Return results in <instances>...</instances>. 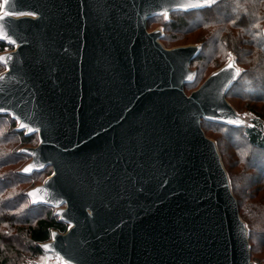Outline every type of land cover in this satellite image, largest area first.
I'll return each mask as SVG.
<instances>
[{"label": "water", "instance_id": "1", "mask_svg": "<svg viewBox=\"0 0 264 264\" xmlns=\"http://www.w3.org/2000/svg\"><path fill=\"white\" fill-rule=\"evenodd\" d=\"M198 2L1 0L0 114L38 138L19 150L30 158L20 174L52 171L25 196L67 226L42 253L67 264H255L201 127L245 125L226 100L241 68L228 60L186 94L200 45L166 49L161 28L147 32L154 16L209 8L188 7Z\"/></svg>", "mask_w": 264, "mask_h": 264}, {"label": "trees", "instance_id": "2", "mask_svg": "<svg viewBox=\"0 0 264 264\" xmlns=\"http://www.w3.org/2000/svg\"><path fill=\"white\" fill-rule=\"evenodd\" d=\"M156 17L163 19L162 16L152 17L147 28ZM263 26L264 0H217L210 8L172 12L169 20L162 24L160 39L162 44L171 40L167 31L177 33L179 39L198 33L191 42L201 47L190 65L197 77L193 87L211 64L216 67L214 70L222 67L220 60L228 52L241 67V76L227 92L226 100L229 102L232 98L235 103L231 105L237 112L248 109L257 119L251 121L250 127L234 128L207 121H202L201 127L211 140L212 134L221 137L216 140L217 148L224 144L223 140L232 148L231 167L222 161L221 148L219 154L230 178L240 219L247 225L250 257L255 264H264V200L263 197L258 199L259 193L264 191V161L257 155L260 153L264 158ZM8 50V46L0 42V53ZM3 69L0 65V70ZM189 87L191 85L187 84L184 89ZM235 90L239 91L234 93ZM240 103L244 106H239ZM16 126L11 116L0 114V264H19L24 251L32 256H43L39 246L50 240L53 231L64 233L67 229L50 207L31 205L25 196L27 190L41 185V177L51 174V168L26 176L20 174L30 158L19 150L35 147L38 138L36 134L17 131ZM248 179L256 185L253 190L248 182L243 184Z\"/></svg>", "mask_w": 264, "mask_h": 264}, {"label": "rangeland", "instance_id": "3", "mask_svg": "<svg viewBox=\"0 0 264 264\" xmlns=\"http://www.w3.org/2000/svg\"><path fill=\"white\" fill-rule=\"evenodd\" d=\"M0 7H1V1H0ZM235 7L236 8H238V5L236 4L235 5ZM244 8H247V7H244ZM0 11H1V9H0ZM156 20L154 21V23H153V25H150L148 28H147V32H152L154 29H157V28H161L162 30H163V28H162V24H163V22H164V20L161 18V17H156L155 18ZM164 33H166V32H164ZM166 34H168V37L171 39V40H168L165 44H162L163 45V47L164 48H166V49H171V48H177V47H182V46H185V45H196L195 43L193 44V43H191L194 39H196L194 36L196 35V34H198V33H196V34H194V35H192V36H190V35H187L186 37H184V38H182V39H179V36H178V34L177 33H173V32H170V31H167V33ZM176 38V39H175ZM230 54V55H229ZM231 59H234V56H233V54L232 53H230V52H228L226 55H225V57H223L222 58V60H220V61H223V65L224 64H226V62L228 61V60H231ZM238 65V64H237ZM238 67H239V65H238ZM214 68H216L213 64H211V66H209L207 69H206V72L204 73V74H202L201 76H199V77H201L199 80H198V82L196 83V85H195V87H193V85L195 84V81H196V76H195V79H194V81L192 82V83H190V85H191V87H189L188 89L186 88L185 89V91H186V94H190L192 91H195L197 88H198V86L203 82V80L209 75V73H211V71L212 70H214ZM239 68H241V67H239ZM191 70H193V69H191ZM217 70V69H216ZM4 71V69L3 70H0V73L1 72H3ZM194 71V70H193ZM215 71V70H214ZM195 72V71H194ZM241 72H242V70H241ZM240 76H241V73H240ZM239 76V77H240ZM238 77V78H239ZM239 90H235L234 91V93H237ZM245 91L247 92V90L245 89ZM229 104H231V103H235V102H233V100H232V98L231 99H229V102H228ZM232 104V105H233ZM239 106H244V104L243 103H240L239 104ZM237 112V111H236ZM238 115L241 117V118H243L244 120H245V125L243 126V127H250V125H251V121L252 120H254V119H257L256 118V116L255 115H253V113L252 112H249L248 111V109H243L242 111L241 110H239L238 112ZM262 126H263V130H264V122H262ZM212 140H214L215 141V143H216V140H218V139H221V137L218 135V136H215L214 134H212ZM239 139H241V138H238V140ZM223 142H224V144H219L218 145V150L221 148V151L223 152V160L222 161H224V164L226 163L227 164V167H229L230 166V161H232V160H234L229 154H233L232 153V148L231 147H229V145H228V143L225 141V140H223ZM216 146H217V143H216ZM220 153V152H219ZM258 156H260L261 158V160L262 161H264V158L262 157V155L260 154V153H258L257 154ZM231 167V166H230ZM233 170V169H232ZM52 171L50 170V173H51ZM50 175V174H49ZM48 175V176H49ZM47 177V176H46ZM45 176H42L41 177V179H40V181L41 182H43V180L46 178ZM39 181V180H38ZM40 182V183H41ZM248 182V185L250 186V188L253 190L254 188H255V183H254V181H250L249 182V179L248 180H244L243 181V184L244 183H247ZM259 193V192H258ZM257 193V194H258ZM264 191H262V192H260L259 193V197H258V199L260 198V197H263L262 199L264 200ZM261 200V199H260ZM256 201H258V200H256ZM52 211H53V213H54V211L55 210H53L52 209ZM14 232V231H13ZM13 232H11V234H13ZM21 254H22V256H21V258L19 259V264H60V262H61V259H60V257H59V259H58V256L56 257V256H54V255H51V254H48V253H44L43 254V256H32L31 254H29V253H26L25 251L22 253L21 252ZM64 264H67V263H65L64 262Z\"/></svg>", "mask_w": 264, "mask_h": 264}, {"label": "snow or ice", "instance_id": "4", "mask_svg": "<svg viewBox=\"0 0 264 264\" xmlns=\"http://www.w3.org/2000/svg\"><path fill=\"white\" fill-rule=\"evenodd\" d=\"M214 2V0H199L198 3H194L192 5H189L188 7H193V8H204V7H211L212 6V3ZM23 13H20V12H5L4 15L5 16H8V15H22ZM31 14V13H29ZM6 37H0V39H5ZM230 55V54H229ZM4 58L3 57H0V60H3ZM228 68H233V63L230 62L228 64ZM239 69H235V74L238 75L239 74ZM0 111H2V109H0ZM227 123H230V124H236V125H239L241 123V121L237 118L235 120H229L227 121ZM21 127H24V125L22 124ZM25 172L27 171H30V169L26 168L24 169ZM29 196H32L33 193H28ZM43 248L47 251V250H50V246L49 245H43ZM59 259V257H58ZM60 264H64V261L61 260Z\"/></svg>", "mask_w": 264, "mask_h": 264}, {"label": "built area", "instance_id": "5", "mask_svg": "<svg viewBox=\"0 0 264 264\" xmlns=\"http://www.w3.org/2000/svg\"><path fill=\"white\" fill-rule=\"evenodd\" d=\"M1 1V0H0ZM9 51V50H8Z\"/></svg>", "mask_w": 264, "mask_h": 264}]
</instances>
